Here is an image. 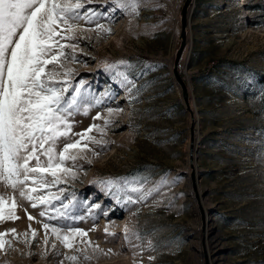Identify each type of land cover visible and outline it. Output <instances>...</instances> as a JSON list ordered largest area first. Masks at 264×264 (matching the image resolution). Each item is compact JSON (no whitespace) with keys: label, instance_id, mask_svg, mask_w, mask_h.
<instances>
[{"label":"rangeland","instance_id":"374dc122","mask_svg":"<svg viewBox=\"0 0 264 264\" xmlns=\"http://www.w3.org/2000/svg\"><path fill=\"white\" fill-rule=\"evenodd\" d=\"M83 2L103 15L81 20L78 39L62 43L78 44L65 49L64 63L73 86L84 81L88 111L69 118L71 142L81 140L69 150L77 160L50 189L63 198L57 209L72 201L69 216L83 219L41 217L43 206L0 183V264H264V0H191L187 9L177 69L195 116L200 205L190 115L172 74L184 0H142L136 14L116 0ZM43 223L64 229L61 236L69 226L87 235L67 248L49 228L46 244Z\"/></svg>","mask_w":264,"mask_h":264},{"label":"snow or ice","instance_id":"6c2138e0","mask_svg":"<svg viewBox=\"0 0 264 264\" xmlns=\"http://www.w3.org/2000/svg\"><path fill=\"white\" fill-rule=\"evenodd\" d=\"M141 2L116 0L121 9L130 10L133 14L137 13ZM102 15L87 8L83 0H0V183L14 192L18 191L19 197L32 208L43 206L44 210L39 215L47 216L49 220L83 219L69 216L68 209L74 206L72 201L62 204L63 211L57 209L53 201H62L63 198L50 191L65 182L63 175H72V170L64 167L66 161L77 160L69 150L77 149L81 140L71 142L69 118L81 108H84L85 115L88 111L84 107V81L73 86L68 79L73 70L64 63L69 59L65 49L74 51L78 44L62 41L77 40L79 22L91 23ZM97 28L103 29V26L97 25ZM103 30L110 32V29ZM71 59L75 60V57ZM121 75L125 82L132 84L127 74ZM93 127L90 126L86 132H91ZM76 135L81 139L84 137L82 133ZM61 140L69 142L64 143L63 150L58 152L57 144ZM86 148L87 143L79 150ZM166 183L165 179L160 181L161 186ZM130 190L141 191L137 187ZM9 199L12 204L8 218L15 219V197ZM128 202L135 201L129 197ZM5 204L4 197L0 195V219H4ZM49 207L55 209V215L47 211ZM28 218L34 219L31 215ZM43 227L46 244L50 228L51 234L67 248L72 247L71 241L75 236L87 235L84 230L70 226L68 232L71 235L63 236L62 228L48 223H43ZM32 235L35 236V232ZM3 247L4 242L0 240V248ZM69 259L74 261L77 257Z\"/></svg>","mask_w":264,"mask_h":264},{"label":"water","instance_id":"95a60500","mask_svg":"<svg viewBox=\"0 0 264 264\" xmlns=\"http://www.w3.org/2000/svg\"><path fill=\"white\" fill-rule=\"evenodd\" d=\"M191 0H184V3L181 7L180 10V33H179V38H180V44L179 47L175 53V58L173 61V68H172V74L174 77V80L177 82V84L180 87L181 90V96H182V100L184 103L185 108L188 110L189 115H190V124H189V141H188V162H189V166L191 168V172H190V180L192 183V188H193V193L195 196V200L197 201V204L200 205V201H199V194L197 192L196 189V185H195V170L194 167L192 165V153L195 151L196 148V141H195V116L189 106V100H188V89H187V85L186 83L183 81L182 77L180 76V74L178 73V62L180 59V56L182 54L183 48L185 46V41H186V27H187V9L188 6L190 4Z\"/></svg>","mask_w":264,"mask_h":264},{"label":"bare ground","instance_id":"6f19581e","mask_svg":"<svg viewBox=\"0 0 264 264\" xmlns=\"http://www.w3.org/2000/svg\"><path fill=\"white\" fill-rule=\"evenodd\" d=\"M123 92H124V91H123ZM194 153H195V151L192 153V165H194V164H195V163H194V159H195V157H194V156H195V154H194ZM188 164H189V162H188Z\"/></svg>","mask_w":264,"mask_h":264},{"label":"trees","instance_id":"16d2710c","mask_svg":"<svg viewBox=\"0 0 264 264\" xmlns=\"http://www.w3.org/2000/svg\"><path fill=\"white\" fill-rule=\"evenodd\" d=\"M262 79V81L264 82V78H261Z\"/></svg>","mask_w":264,"mask_h":264}]
</instances>
